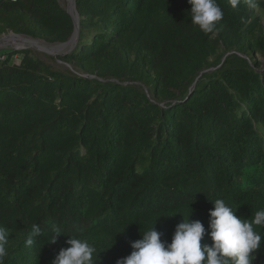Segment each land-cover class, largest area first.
<instances>
[{
	"label": "trees",
	"instance_id": "1",
	"mask_svg": "<svg viewBox=\"0 0 264 264\" xmlns=\"http://www.w3.org/2000/svg\"><path fill=\"white\" fill-rule=\"evenodd\" d=\"M217 3L206 35L188 0H75L70 52L0 48L4 264H52L68 236L116 264L155 222L168 243L183 217L207 232L216 199L244 219L264 209V36L246 0ZM73 31L57 0H0V36L55 46Z\"/></svg>",
	"mask_w": 264,
	"mask_h": 264
},
{
	"label": "clouds",
	"instance_id": "2",
	"mask_svg": "<svg viewBox=\"0 0 264 264\" xmlns=\"http://www.w3.org/2000/svg\"><path fill=\"white\" fill-rule=\"evenodd\" d=\"M232 8H237L240 0H229ZM250 8L257 7V0H246ZM191 23L204 34H216L223 20V9L217 0H188ZM213 209L209 211L208 231L199 220L191 221L183 217L174 231L171 243L162 241V233L155 230V224L143 232L142 239L131 243L133 249L126 258L116 264H253L255 253L261 249V230L264 229V209L254 216L244 219L223 199L211 201ZM190 216V215H189ZM124 232V231H123ZM42 235L38 225H33L25 241L32 249L36 238ZM59 229L53 227L50 243H56ZM211 244L204 243L205 236ZM67 239L69 245L61 249L52 264H98L100 253L86 239L72 236ZM9 233L0 226V264H4L8 255Z\"/></svg>",
	"mask_w": 264,
	"mask_h": 264
},
{
	"label": "water",
	"instance_id": "3",
	"mask_svg": "<svg viewBox=\"0 0 264 264\" xmlns=\"http://www.w3.org/2000/svg\"><path fill=\"white\" fill-rule=\"evenodd\" d=\"M65 1H66L65 11L71 17V19L73 21V25H74V31H73L71 37L69 38V40L67 42H65L63 44H58L55 46H48V45H45L38 40L31 39L28 37H22V36L11 33V34L7 35L5 38L0 40V45H2V42H4V41L5 42L10 41L9 44L21 45V47H14L16 49H21V48H24V46H27V47L33 48L37 51H40V52L42 51V53H45V54H48L51 56H55V57L58 55H64V54L70 52L75 47V45L77 43L79 24H78V14H77L76 7H75V0H65ZM66 47H68L69 49L65 53L60 54L59 50H62Z\"/></svg>",
	"mask_w": 264,
	"mask_h": 264
},
{
	"label": "rangeland",
	"instance_id": "4",
	"mask_svg": "<svg viewBox=\"0 0 264 264\" xmlns=\"http://www.w3.org/2000/svg\"><path fill=\"white\" fill-rule=\"evenodd\" d=\"M58 1V3L65 9L66 8V1L65 0H57ZM258 2H260V5H257V7L256 8H252V11H253V13L255 14V16H258L259 17V24H258V26H259V29H258V34L259 35H262V36H264V0H257ZM9 34H11V33H9ZM8 34V35H9ZM7 35H3V36H0V40L1 39H3V38H5ZM8 41V40H7ZM10 42V41H9ZM9 42H2V45H0V48H4V47H6V46H8V47H21V45H13V44H9ZM24 46V45H23ZM27 48V46H24V48ZM33 49V48H32ZM35 50V49H34ZM68 49H62V50H59V52H60V54H62V53H65L66 51H67ZM36 52H38L39 54H41V55H43V54H45V53H42V52H40V51H37V50H35ZM261 60V62H263V60L262 59H260ZM263 64H264V62H263Z\"/></svg>",
	"mask_w": 264,
	"mask_h": 264
},
{
	"label": "bare ground",
	"instance_id": "5",
	"mask_svg": "<svg viewBox=\"0 0 264 264\" xmlns=\"http://www.w3.org/2000/svg\"><path fill=\"white\" fill-rule=\"evenodd\" d=\"M15 45H17V44H15ZM64 49H69L68 47H66V48H64ZM45 50V49H44ZM42 52V51H41Z\"/></svg>",
	"mask_w": 264,
	"mask_h": 264
}]
</instances>
